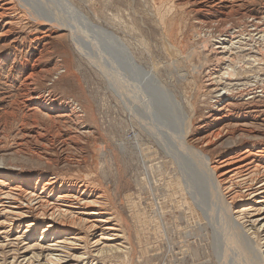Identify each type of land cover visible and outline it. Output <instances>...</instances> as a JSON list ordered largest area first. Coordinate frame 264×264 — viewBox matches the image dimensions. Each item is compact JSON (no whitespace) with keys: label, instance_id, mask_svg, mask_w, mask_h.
I'll return each instance as SVG.
<instances>
[{"label":"rangeland","instance_id":"374dc122","mask_svg":"<svg viewBox=\"0 0 264 264\" xmlns=\"http://www.w3.org/2000/svg\"><path fill=\"white\" fill-rule=\"evenodd\" d=\"M45 1L47 4L44 0H22L27 8L22 9L25 19H18L13 25L16 28L0 44V169L24 177L53 178L66 194L67 189L82 191L87 187L92 196L105 195L104 215L112 218L116 230L111 234L117 235H112V249L99 255L103 245L83 246L79 253L87 250L82 256L86 264L93 259L104 264H245L244 257L239 258L243 248L224 245L219 226H215L218 218L194 205L184 186L180 163L165 152L167 142L151 131L159 118L154 106L162 100V89H153L140 74L133 83L124 84L127 80L123 75L113 83L114 73L100 67L109 63L102 36L88 32L98 53L90 49L87 53L91 55L83 57L70 31L49 26H54L53 22L72 23L86 35L95 29L73 21L67 8L56 0ZM67 1L93 23L119 34L133 57L154 71L178 98L184 112L192 115L196 137H203L205 128L217 129L215 119L226 116L228 134L214 139L216 145L222 141V146L209 153L214 159L218 157L215 161L224 145L233 144L232 134L239 133L235 123H245L247 135L264 141V0H247L209 14L200 12L195 0ZM46 32L51 37L45 38ZM33 72L35 85L29 87L30 92H36L33 94L39 102H47L46 110L41 103L31 105L27 100L29 90L25 88ZM228 103L232 105L227 107ZM5 192L0 184L1 198L6 197ZM10 197L0 204V245L6 246L0 247V264H27L24 258L34 255L33 251L38 253L41 242L28 238V232L23 235L24 227L21 232L11 228L9 210L18 204ZM72 198L66 197L61 204L73 202L79 209ZM253 199L255 196L241 199L240 207ZM252 208L247 210L251 216L240 222L255 239L253 249L262 263L264 212L254 214ZM255 218L259 219L256 223L252 221ZM35 220L44 226L41 218ZM102 226L96 228L98 234ZM74 230L86 233L81 225ZM53 248L54 254H60L59 248Z\"/></svg>","mask_w":264,"mask_h":264},{"label":"bare ground","instance_id":"6f19581e","mask_svg":"<svg viewBox=\"0 0 264 264\" xmlns=\"http://www.w3.org/2000/svg\"><path fill=\"white\" fill-rule=\"evenodd\" d=\"M17 1L20 3V5L18 4L19 6L16 5ZM21 1L22 0H0V44L3 41V38L5 36L10 35V33L15 27V26L13 27V25L17 23L18 19L20 18L21 20L25 19V15H24L25 13L24 14L22 13V9H23V6L24 8H26L25 7L26 3L24 2L25 4L23 3L21 4ZM56 1L58 3H61V5L63 6L62 8L64 7L67 8V10L70 12V15H72L73 21H75L76 23L82 22L84 26L93 28L95 30H88L87 35H86L84 31L75 30V24L70 25L72 23L70 24L63 23V22L60 23V21L58 22L60 24H57L53 22L52 20L51 22L54 23L55 28L52 25V23L49 27L51 29H57L58 31L60 30L70 31L69 36H71L72 42L74 43V45H76V49L83 57L87 55L88 56L91 55L87 53V51L90 49H93L96 52L98 50V46L92 44L93 41H90V39L87 37L89 35L88 32L91 34L93 32L94 35H98V34L99 36L101 35L102 37L100 36L101 37L100 39L104 40L103 44L107 47V50H108L106 51L107 52L106 56H108L109 63L106 66L105 65H101V66L99 65V66L101 67L103 72L106 71L108 73H111V72L114 73L113 77H111L112 82L113 81L117 82L118 79L122 77L123 75L124 79L127 80V83H124V84H129L132 81H136L137 77L140 74L142 75L143 80H145L146 82L147 80L150 81V85L153 86L152 87L153 89L154 87H157L160 90L162 89V94H163L161 97L162 100L158 99L157 100L158 103H156V106H154V111L156 113L157 111H159L160 113L158 114L159 118L155 119L156 123L154 122V124H152L151 126L153 128L151 130L152 133L153 131L154 133L156 132V134L158 133L157 136H160L161 139H164V141L167 142L166 144H164L165 152L167 153L168 156H171L173 159H175L177 161L176 163L178 162L180 163V167H181L180 173L184 180L183 183L185 184L184 186L186 187V190L188 191L190 198L193 200L194 205H197V207L200 210L206 211V213L210 215L212 218L214 217L218 218L217 220L219 221L216 220L217 222L215 226L217 225L219 226V231L223 237L222 239H224L223 241L224 245L226 247L228 245L229 246L233 245L236 248L238 247L240 248L241 246L243 248L242 249L243 251L240 252L241 254L239 253L240 255H242L239 258L241 259V257L242 258L244 257V262H246L245 264H247V260L249 261V264H256V263L264 264V254L262 256L263 258L262 263H260L259 260L257 261L258 256L257 254H255L256 252H254L255 250L253 249V246H254L253 243L255 242V239H253L252 237L250 238V235H247V231L245 230L244 224L240 222L241 219L246 218L248 214L249 216H251L250 215L251 213H248L247 210L251 209L252 207H254L252 209L256 211L254 214L264 212V204H262L264 203V143H263L264 141L254 136H251L249 134L247 135L245 133L246 132L245 125H244L245 123L244 124L240 122L235 123V125H237L235 127L239 129V133L232 134L230 132L232 134V137L230 138L232 139L233 144L230 146L224 145L223 153L221 157H219L220 159H218L219 161L218 160L215 161V159L218 157L214 159L211 157L209 153H210V150L213 151L219 148L220 145L222 146V143H223L222 141L216 145L215 140H219L220 137H223L225 134H228V129H227L228 123L225 122L226 116L223 115L215 119L216 125H214V127H218L217 129L211 128L210 130H206L205 128V132L207 131V133H205L203 137H201V135L196 137L195 133L193 134V131H192V118H191L192 115L189 116L184 112V110L182 109L183 107L180 105L178 98H176L173 92H171L168 88L166 89V86L163 85L162 82H160V80L157 78V75L154 73V71L143 67L137 61V59L133 57L126 43L123 42L122 38L119 36L118 33H115L114 31L109 30V29H104L103 27L101 28V26L93 23L91 20H89V17L84 15L74 4H71L67 0H56ZM244 1H247V0H195L194 3H196L199 6L200 12L208 13L210 11H215L217 9H224V10L230 9L233 6V4H236V3H237V6H240L239 4H241ZM45 2L46 1L44 0V3ZM47 10L48 9H46V11ZM27 11H29L27 14L29 13L32 14V12H30L31 10H26L25 12ZM34 14H32L31 16L32 18L35 17V16L33 17ZM41 18H44V17L41 16ZM254 18L256 19V17ZM55 24L58 27H56ZM77 28L78 27H76V29ZM238 32L236 35L239 36L240 33L238 34ZM47 37H51V36L49 33L46 32L45 38ZM103 56H105V54ZM101 61L102 60L100 59L99 62ZM107 68L109 71L107 70ZM244 73H246L245 70H244ZM244 73L243 75H245ZM247 73H250V72H247ZM34 76L35 74L33 72V74H31V76L28 78L29 79L28 88L24 87L25 89L29 90L27 100L29 101V103H31V105H33L34 102L38 103L40 100V98L36 97L33 94V92H35L34 90L30 92L31 88L29 87L35 85L33 81ZM243 82L244 81L242 80V83ZM141 83L143 84V82ZM117 87H120V86L117 85ZM130 90H132V88H130L129 91ZM227 92L225 91V93ZM242 92H243V89H242ZM125 95L128 99V94L126 93ZM153 97H157V96L153 94ZM40 103L46 110L47 109L46 106H48L47 102L46 103L39 102V104ZM231 105L232 103H228L226 106L230 107ZM163 107L165 109L161 112V109ZM208 127L209 125H207V128ZM159 139L160 138L158 137L156 140H159ZM65 143L63 142V145ZM260 143H263V144H260ZM159 144L162 145L160 141H159ZM60 148L61 147L59 146V149ZM61 150L64 151L65 148L63 149L62 147ZM48 161H51V160H48ZM1 167L2 166L0 165V168ZM26 176L24 177L16 173H13L11 171H8V170L3 171L0 169V184H3V186L5 187V191H6L5 192L6 197L5 198L0 197V204H3L4 199H8L10 196L14 197V201L18 204L17 207L15 206V208H13L14 210H9L11 211V216L7 214V216H9L8 221L9 220L12 221L10 224H12L13 227L11 228H16L17 232H21L20 230L24 227L23 235L25 234L27 235V232H28V235H29L28 238H36V239L38 238V240L36 241L41 242L39 243L40 250L38 253H36V251H33L34 255L28 258L27 257L24 258L25 260H27L26 261L27 264H86L85 259L82 256L84 254H87L86 249L88 248V246L91 245V243H92V246L103 245V247L99 248L98 255L100 253H104L105 250L110 251L112 249L111 248V246H113L112 242L115 241V240H111L113 239L112 235H117V234L116 233L111 234L113 230H116V228H114L115 225L113 224L114 226H112L111 217L107 218L104 215L105 214L104 213L105 203L103 199L105 195L102 194V196H98V197H96L95 195L92 196L93 192L92 191L89 192V189L87 187L83 188L82 191L80 190V188L78 189V191H74L75 187H73L72 185H71V188L73 187L72 188L73 190L67 189L69 194H66L65 192H61L62 191L61 189L63 188H59L57 186L58 185L57 181L54 180L53 178L45 180L44 179L45 177H43L44 175L42 176L38 175L39 177H31V176L26 177ZM14 193H16V196H14ZM68 196L73 197L72 199L75 200L74 202H77L76 204L79 205L78 207L79 209H77L76 207H73L74 206L73 202H71V204H68V205L64 204L66 207L61 204L62 201H65L66 200L65 198ZM252 196H255V199L250 201V203H253V205L248 203V204H244L245 205L244 207H240L239 201L241 199H247V198L250 199V197ZM9 211L7 212L9 213ZM37 217L44 220L43 227H41L42 225L41 226L38 225L39 220L38 221L35 220ZM98 217H104L105 219L98 218ZM258 220H259L258 218L257 219L255 218V220H252V221L256 223L255 221L258 222ZM261 223L263 225L260 228L264 226V222H261ZM80 225L84 227V229H86V233L82 234L74 230L76 226H80ZM99 225L100 226L104 225L102 226V228H100L101 229L100 234H98L96 231L97 230L96 228H98ZM222 226H224V229H222ZM4 232L9 233L8 231L6 232V230H4L3 233ZM215 235H218V234H215ZM9 236L7 235L6 237H9ZM89 236L92 237L91 242H89ZM220 237L218 238L220 239ZM81 242H84V243H81ZM1 246L6 247L4 246V244L0 245V247ZM53 246H55L56 248H59L58 251H60L59 252L60 254H54V251L56 250L54 248L52 249ZM83 246H86V249H85L86 252H83L80 255L79 251ZM257 253H260V251ZM13 258H14L13 262H16V256ZM96 260L97 259H93V261H91V264H104V262L98 263V260L97 261Z\"/></svg>","mask_w":264,"mask_h":264}]
</instances>
